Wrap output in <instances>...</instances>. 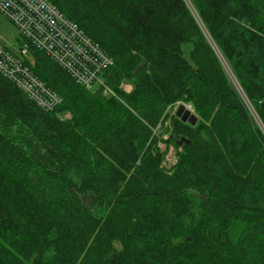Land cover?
<instances>
[{
  "label": "trees",
  "instance_id": "1",
  "mask_svg": "<svg viewBox=\"0 0 264 264\" xmlns=\"http://www.w3.org/2000/svg\"><path fill=\"white\" fill-rule=\"evenodd\" d=\"M50 1L112 56L110 92L34 47L57 106L0 73V264H264V130L216 54L264 128V0ZM177 101L199 118L166 170Z\"/></svg>",
  "mask_w": 264,
  "mask_h": 264
},
{
  "label": "built area",
  "instance_id": "2",
  "mask_svg": "<svg viewBox=\"0 0 264 264\" xmlns=\"http://www.w3.org/2000/svg\"><path fill=\"white\" fill-rule=\"evenodd\" d=\"M0 14L22 37L16 50L0 38V73L40 107L52 109L61 98L25 64L30 47L49 56L81 85H101L105 94L110 92L103 73L113 64L112 56L50 0H0Z\"/></svg>",
  "mask_w": 264,
  "mask_h": 264
},
{
  "label": "rangeland",
  "instance_id": "3",
  "mask_svg": "<svg viewBox=\"0 0 264 264\" xmlns=\"http://www.w3.org/2000/svg\"><path fill=\"white\" fill-rule=\"evenodd\" d=\"M0 38L1 40L11 49L16 50L19 45L20 42L22 40V37L19 35L18 30L16 28L15 25L12 24V22H10L7 18L3 17L0 14ZM212 44V43H211ZM189 49H191V45L187 44L185 46H183V50L185 52V54H188ZM216 54L218 55L217 58L220 59L221 64L223 69L225 70V72L227 73V75L229 76L230 80L232 81V83L235 85V87L239 90L241 99L243 100V102L245 103L249 113L252 115V117L255 118L257 124L259 125V127H261L262 130H264V128L262 127L260 120L258 119L253 107L250 105V103L246 100L244 94L242 93L241 89L239 88V86L237 85L236 81L233 79L232 74L229 71L228 65L226 64V62L221 58V56L219 55V53H217L216 50ZM121 87L126 91V90H130L131 88V84L128 82H123V84L121 85ZM183 103L184 105H190L187 102L184 101H177L175 102L173 105H171L169 107V115L166 117V119L163 122V126H162V140L159 142V147L161 148V151L163 152V158H162V162H161V166L166 169V170H170L172 168V166L176 163L177 160V152L181 151L180 146H176L175 145V140L174 138L169 139L168 140V136L173 128V124L176 123V120L178 118L175 117V109L177 108V106ZM191 106V111L199 118V113L198 111L195 110V108H193L192 105ZM205 107V106H204ZM175 118H174V117ZM172 243V249H177L180 253H185V250L183 248H186L187 245L184 244V242L181 243H177L175 240H171ZM190 244V251L196 253L197 257L199 258V262L201 261V255L199 253H197V244L194 243H189ZM122 248V243L121 241H114V251L115 253H117L120 249ZM203 264L205 263V261L202 262Z\"/></svg>",
  "mask_w": 264,
  "mask_h": 264
},
{
  "label": "water",
  "instance_id": "4",
  "mask_svg": "<svg viewBox=\"0 0 264 264\" xmlns=\"http://www.w3.org/2000/svg\"><path fill=\"white\" fill-rule=\"evenodd\" d=\"M175 117L182 122L188 123L194 126L198 120V117L183 103H180L175 109Z\"/></svg>",
  "mask_w": 264,
  "mask_h": 264
}]
</instances>
